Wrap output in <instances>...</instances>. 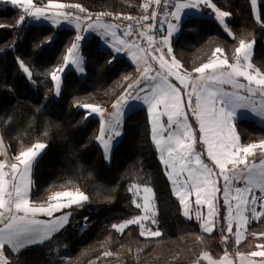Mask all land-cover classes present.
Listing matches in <instances>:
<instances>
[{
	"label": "trees",
	"instance_id": "16d2710c",
	"mask_svg": "<svg viewBox=\"0 0 264 264\" xmlns=\"http://www.w3.org/2000/svg\"><path fill=\"white\" fill-rule=\"evenodd\" d=\"M34 2L44 7L49 0ZM53 2L80 4L91 12L135 17L146 14L141 7L144 0ZM211 2L231 14L228 26L233 35L224 31L209 13L187 18L172 43V54L183 66L181 71L195 74L193 69L213 58L217 47L231 62L239 41L245 39L254 40L252 62L264 72V2L259 5V23L251 0ZM21 15L19 7L0 11V132L13 157L37 142L47 147L33 167L31 201L45 203L57 191L78 189L89 197L82 207L93 212L85 230L76 224L78 213L73 211L69 225L45 243L18 253L7 249L9 264H193L203 252L216 259L226 249L230 254L256 249L263 239L258 236L264 233V217L249 225V236L239 245L234 237L221 231L226 229V214L221 206L217 228L212 233L203 232L199 223L183 217L182 206L173 194L152 140L147 110L128 114L122 138L111 161H107L97 142L100 119L88 116L82 105L112 106L127 84L136 80L138 70L134 63L126 58L112 60L113 52L102 48L97 39L83 43L79 51L85 62V77L81 79L74 70L68 71L60 98L55 99L50 73L63 65L76 31L28 24L27 17L17 26ZM20 61L29 68L31 78L23 72ZM236 128L242 144L264 140V127L254 121L240 120ZM133 184L153 189L157 211L154 229L162 233L160 237L145 238L135 225L123 233L112 227L142 213L132 203L135 197L128 189ZM223 236L228 237L226 242ZM106 251L112 255L105 256Z\"/></svg>",
	"mask_w": 264,
	"mask_h": 264
},
{
	"label": "snow or ice",
	"instance_id": "6c2138e0",
	"mask_svg": "<svg viewBox=\"0 0 264 264\" xmlns=\"http://www.w3.org/2000/svg\"><path fill=\"white\" fill-rule=\"evenodd\" d=\"M10 2L22 9L17 26L23 24L26 17L35 21H50L53 26H59L62 22L75 25L76 36L63 57V65L50 73L57 95L61 88V75L58 73L62 74L68 65L75 66L81 72L84 70L83 57L79 51L80 42L85 38L84 32H98L109 42L115 54L126 52L130 56L140 77L128 83L114 101L112 108L115 111L109 114V118H105V110L100 106L82 105L90 109L89 114L95 113L100 117V135L97 139L103 144L106 156L110 152L112 139L121 134L119 125L129 101L143 100L148 106L152 140L160 153V160L172 184L173 194L182 206L184 217L192 219L194 212L202 231L212 233L219 216V198L222 193L227 214L223 218L226 229L222 228L221 231L232 234L235 243L239 245L250 219L264 216V140L242 144L235 126L241 110L250 111L264 119V72L251 63V50L255 42L241 39L231 62L223 49L215 48L213 58L193 69L199 74L195 77L190 72L181 74L183 66L172 55L171 47V39L179 30L182 14L186 10H200L201 5L211 8L216 20L226 31H229L226 18L230 13L219 10L211 0H144L141 7L145 13H148L151 5H155V8L150 14L142 15L135 21L139 27L129 23L119 31L120 24L101 22L100 17L110 13H98L93 21L91 14L81 17L68 11L78 9L80 13L86 12L80 4L54 3L49 0L46 6L41 7L34 0ZM257 3L258 0H251L253 11H256ZM161 7L165 10L158 24ZM123 19L132 21L134 18L125 16ZM256 21L261 22L259 12L256 13ZM164 24L167 25L166 29L162 27ZM158 27L164 32L159 39L155 35ZM164 47H167L170 60L165 58ZM114 59L115 55L112 57ZM20 67L31 78L32 73L23 61H20ZM171 77L180 86L173 83ZM241 77L247 84L240 82ZM224 85H231L233 90H225ZM257 94L262 97L259 104L251 99ZM189 112L198 124V140L195 129L189 123ZM165 116L167 121L162 123L161 118ZM198 142L206 146L211 166L202 159L204 153L197 151ZM45 147V144L37 142L26 151H20L14 156V162L9 163L10 171H5L6 161H0V264H9L5 256L6 245L18 253L27 246L43 244L69 222L71 213L54 216L55 213L73 206L82 207L89 200L78 189L57 191L45 203L37 204L30 200V173L40 151ZM257 149L261 150L259 165L248 160L249 156L257 155ZM0 155H6L2 137ZM241 182L242 187L238 186ZM256 189L260 192L259 196L255 194ZM128 190L142 199V203L137 202V199H133L132 203L142 209L143 214L113 224L112 227L123 233L130 225H137L141 236L160 237L162 233L158 229L153 230L147 223L157 224L152 189L146 185L133 184ZM141 192L144 194L142 197ZM193 196L195 209L192 207ZM205 205L208 209L206 216L200 210ZM40 216L51 219H40ZM227 240L228 237L223 236V241ZM256 248L264 249V244ZM104 255L110 256L112 253L106 251ZM235 256L239 257V264H264V250H253L246 254L237 251ZM256 257L262 259H253ZM201 260H206L207 264H233L227 249L220 259H214L209 253L203 252L193 264H201Z\"/></svg>",
	"mask_w": 264,
	"mask_h": 264
},
{
	"label": "crops",
	"instance_id": "0c3cea01",
	"mask_svg": "<svg viewBox=\"0 0 264 264\" xmlns=\"http://www.w3.org/2000/svg\"><path fill=\"white\" fill-rule=\"evenodd\" d=\"M206 8V9H205ZM171 10V9H170ZM207 13H209L208 14V16H212L213 17V15H215V13L213 12V10L211 9V8H209V7H206V6H204V5H201V9L200 10H186L185 11V13L184 14H182V18H181V22H180V28H179V30L173 35V37H172V39H171V47H172V43H173V41L178 37V35H179V33H180V30H181V24L185 21V19H187V18H189V17H202V16H200V14L202 15L203 14V16H206L207 15ZM190 14H194L193 16L192 15H190ZM29 20V19H28ZM30 20H33V19H31L30 18ZM45 21L44 20H41V21H35V24H45L44 23ZM33 23V22H32ZM86 23V22H85ZM48 25H51V26H53L52 24H51V22L49 21V23H48ZM53 27H57V28H60V29H66V28H71V29H74L75 31H76V29H75V25L73 24V25H70V24H68L67 22H62L59 26H53ZM166 27H167V25L166 24H164L163 25V28L164 29H166ZM119 31H122L121 29L119 30ZM84 34V39L82 40V43L81 44H83V43H86V42H89L90 40H92V39H97V40H99V42L100 43H103L104 45H105V49H109V50H111L112 52H113V50H112V48L109 46V42H106L105 41V39L103 38V37H101L99 34H98V32H95V31H87V32H84L83 33ZM164 34V32H162L161 31V33H160V35H163ZM81 46V45H80ZM163 51H164V54H165V58L166 59H171V57L168 55V53H167V47H164V49H163ZM113 54L115 55V57H117V58H126V59H128L129 61H131L132 63H133V61L131 60V58H130V56L126 53V52H121V53H119V54H115L114 52H113ZM173 55V54H172ZM83 63H84V70H85V62H84V59H83ZM135 64V63H134ZM136 65V64H135ZM155 67H157L158 68V65H155ZM180 72H181V74H184L182 71H181V69H180ZM198 74L197 73H195V74H193L192 76L193 77H195V76H197ZM140 77V72L138 71V75H137V77H136V79H138ZM171 80H172V82L173 83H176L177 84V86H180L179 85V82L178 81H176L175 80V78L174 77H171L170 78ZM190 90V89H189ZM228 91H232V89H229ZM141 95H144V93H141ZM185 99H186V97H185ZM104 110H105V113L107 112V111H113L114 109L112 108V106H109V107H105V108H103ZM139 109H145V110H147V112H148V106L143 102V100H130L129 101V104H128V106H126V108L124 109V114H123V117L121 118V123H120V125H119V131H120V136H118V137H114L115 139H116V141L114 142V138L112 139V141H111V149H110V154H112L113 153V150H114V148H115V146L118 144V142H119V140H120V138H122V136L121 135H123V133H122V124H124V121H125V119H126V117L128 116V114H130L131 112H133V111H136V110H139ZM149 114V113H148ZM88 116H91V114H89ZM161 121H162V123H166V121H167V117L165 116V117H162L161 118ZM150 123H151V120H150ZM189 123H191L192 124V126H193V128L195 127V129H196V133H197V140H198V138H199V130H198V124H194V123H192V122H189ZM151 127H152V124H151ZM0 137H2V136H0ZM2 139H3V137H2ZM105 139H107V134H106V136H105ZM99 141V140H98ZM99 145H100V147L103 149V144L99 141V143H98ZM199 145H200V147H201V149H202V151H200V152H202V153H204V155L203 156H205L206 157V163H208L210 166H211V161L208 159V157H207V154H206V151H205V149H206V146L205 145H203L202 143H199ZM197 146V145H196ZM46 149H47V147H45L43 150H41L40 151V154H39V156L37 157V159H36V162L42 157V155L45 153V151H46ZM157 149V148H156ZM199 150V149H198ZM3 151L6 153V155H0V161L1 160H3V159H5L6 160V163H8V167H9V163L10 162H14V160H13V156H12V154H11V152H10V150H9V147H8V145H7V143H6V141L3 139ZM26 151V150H25ZM157 152H158V155H159V159H160V153H159V151L157 150ZM161 161V160H160ZM36 162L33 164V167H34V165L36 164ZM162 163V162H161ZM163 165V164H162ZM164 166V165H163ZM22 167V166H21ZM33 167H32V170H31V173H30V179H31V181H32V173H33ZM5 171H10V169L8 168L7 170H5ZM218 171V170H217ZM221 183H222V180L220 181ZM31 197V191H30V193H29V198ZM74 207L75 206H73L72 208L74 209ZM72 208H69L68 210H67V212L66 213H71V215H70V217H69V222L64 226V228H66L67 227V225H69V223H70V221H71V216H72V213H73V211L74 210H72ZM60 215H62V213L61 212H57V213H55L54 214V216H60ZM40 219H45V220H48V219H51L50 217H47V216H40L39 217ZM250 225V224H249ZM63 228V229H64ZM63 229H61V230H63ZM60 230V231H61ZM60 231H58V232H56V233H53V235H52V237L55 235V234H57V233H59ZM51 237V238H52ZM232 237H234V236H232ZM235 238V237H234ZM243 240H245V239H242L241 241H243ZM46 242V241H45ZM44 242V243H45ZM260 243H258V245H259ZM38 245H41V244H38ZM30 246H34V245H30ZM30 246H27L26 248H28V247H30ZM11 250V248L9 247V246H5V252H6V250ZM25 249V248H24ZM22 250V249H21ZM254 250H264V249H254ZM12 251V250H11ZM13 252V251H12ZM241 253V252H240ZM248 253V252H247ZM244 254H246V252L244 253ZM229 255H230V257H232L233 258V264H239V257L238 256H235V254H230L229 253ZM5 256H6V254H5ZM223 257V256H222ZM221 258V257H220ZM220 258H216V259H220ZM253 259H256L257 261H259L260 259H262V258H260V257H256V258H253ZM201 264H207V261L206 260H202L201 261Z\"/></svg>",
	"mask_w": 264,
	"mask_h": 264
},
{
	"label": "rangeland",
	"instance_id": "374dc122",
	"mask_svg": "<svg viewBox=\"0 0 264 264\" xmlns=\"http://www.w3.org/2000/svg\"><path fill=\"white\" fill-rule=\"evenodd\" d=\"M262 2H264V0H258L257 7H256V11H254L255 19H256V13H257V12L260 13L259 5H260V3H262ZM9 6H12V7H19V6H15V5H13V4L10 2V0H0V11H2V10H6L7 7H9ZM169 10H170V9H169ZM219 10H220V9H219ZM221 11H222V10H221ZM190 15L193 16L194 14H190ZM200 16L205 17V16H203V14H202V15L200 14ZM213 17H214V19L216 20L215 15H213ZM27 18H28V17H27ZM230 18H231V14H230L229 17L226 18V24H227L228 30L230 31L231 36H232L233 34H232V32H231V29H230L229 26H228V20H229ZM28 19H29L28 22H27L28 24H35V20H30V18H28ZM185 20H186V19H185ZM32 22H33V23H32ZM216 22L219 23V21H217V20H216ZM44 23H45V24H48L49 21H45ZM219 25L224 29V26H222L220 23H219ZM224 31H226V30L224 29ZM229 31H226V32L229 34ZM160 33H161V32H159L158 39H159V37H160ZM229 35H230V34H229ZM254 45H255V44H254ZM100 46H101L102 48L105 49V45H104L103 43H100ZM253 54H254V46H253V49L251 50V63H252V64H253V62H252ZM217 55H218V56H221V58H223V56H222L221 54L218 53ZM253 65H254V64H253ZM82 67H83V69H84V63L82 64ZM254 67H255V66H254ZM70 70H74V71L77 73L78 77L81 78V79H83V78L85 77V70H83V71L81 72V71H79V70H78L75 66H73V65H68V66H66V67L64 68V71H63L62 74H61V73H58V75H61V88H60V93L57 95V94H56V91H55V87H54L53 97H54L55 99H59V98H60L61 92H62L63 87H64L63 77H64V75H65L68 71H70ZM26 74H27V73H26ZM198 75H199V74H198ZM53 82H54V81H53ZM240 82H241V83H244V84H247V81L244 80L242 77L240 78ZM54 86H55V82H54ZM223 87L225 88V90L232 89V88H231V85H224ZM232 90H233V89H232ZM251 99L254 100V101H256L257 104H259V102L261 101L262 97H261L259 94H257L256 96L251 97ZM12 102H13V101H12ZM101 108H102V107H101ZM85 110L88 112V115H89V113H90V109H86V108H85ZM114 111H115V109H114L113 111H107V112L105 113V118L108 119V118H109V114L112 113V112H114ZM91 116H95V117H97V118L100 119V117H99L97 114H95V113H92ZM240 120L254 121V123H257L258 125L264 127V119H262V118L256 116L254 113H252V112H250V111H247V110H241V111L239 112V114H238V118H237V120L235 121V126H236V122H238V121H240ZM189 122H191V120H189ZM121 129H122V133H123V124H122V128H121ZM194 129H195V127H194ZM236 129H237V128H236ZM195 131H196V129H195ZM237 132H238V131H237ZM196 134H197V133H196ZM238 134H239V133H238ZM0 136H2L1 132H0ZM121 136H122V135H121ZM2 137H3V136H2ZM3 139H4V138H3ZM114 139H115V138H114ZM120 140H121V138H120ZM120 140H119V141H120ZM115 141H116V139L114 140V142H115ZM97 142L99 143L98 140H97ZM197 145H199V142L197 143ZM196 149H197V151H199V150H198V149H199L198 146H196ZM103 150H104V149H103ZM199 152H200V151H199ZM256 152H257V155H255V156H249V157H248V160H249V162H255L257 165H259L260 155H261V150L257 149ZM112 154H113V153H112ZM112 154H110V153L107 154V161H108V162L111 161ZM202 159H204V160L206 161V157H205V156H202ZM1 161H6V160L3 159V160H1ZM5 164H6V163H5ZM163 170H164V173H165V175H166V169H165V166H163ZM166 177H167V175H166ZM167 178H168V177H167ZM168 180H169V179H168ZM170 184H171V182H170ZM222 184H223V181H222V183L220 182L221 187H222ZM32 186H33V182L31 183L30 191H31V189H32ZM238 186H241V187H242V186H243V182H241ZM171 187H172V184H171ZM150 188H151V187H150ZM151 189H152V188H151ZM30 191H29V193H30ZM152 191H153V189H152ZM153 193H154V191H153ZM255 194H256L257 196L260 195V192H259L258 189L255 190ZM143 195H144V194L141 192V197H142ZM134 197H135V196H134ZM175 197H176V196H175ZM135 199H137V202H140V203L143 202L142 199L139 198V197H135ZM176 199H177V197H176ZM177 200H178V199H177ZM191 200L193 201L192 207H193V209H195V205H194L195 196L191 197ZM178 201H179V200H178ZM153 204H154L155 211H156L155 195H154V199H153ZM220 206H221V207L223 208V210L225 211V214H227V213H226V208H225L224 205H223V197H222V193L220 194V198H219V207H220ZM74 208H76V206H75ZM67 210H68V209H64L63 212H61V213L64 214V213L67 212ZM72 210H74V209L72 208ZM200 210H201V212H202L205 216L207 215V211H208V209H207V206H206V205L203 206ZM257 210L259 211L260 209L258 208ZM74 211H77V213H78V219H77V221H76V224H77V225H80L82 230L87 229V227L89 226V217H90V215L92 214L93 210L90 209V208L78 207V208L75 209ZM141 211H142V209H141ZM142 214H143V211H142V213H141L140 215H142ZM156 214H157V211H156ZM225 216H226V215H225ZM183 217H184V215H183ZM262 217H264V216H262ZM262 217H260V218H262ZM86 218H87V219H86ZM184 218H185L187 221H195V222L199 223V225H200V222H198V221L195 219L194 212H193V218H192V219H188V218H186V217H184ZM260 218H258V219H250L249 223L246 225V229H247V231L245 232V235H244V237H242V239H246V238L249 236V232H248L249 224H251L252 222H256V221H258ZM147 223H148V226H149V227H151L153 230H155L154 227L156 226V224H151L150 222H147ZM217 224H218V217H217V219H216V225H215V228H214L213 231H215V229L217 228ZM130 226H133V225H130ZM130 226H129V227H130ZM135 226H137V225H135ZM138 227H139V226H138ZM200 227H201V226H200ZM62 229H63V228H62ZM126 229H127V228H126ZM60 230H61V229H60ZM60 230H59V231H60ZM201 230H202V229H201ZM234 231H235V227H234ZM226 234L229 235V236H233L232 234L227 233V232H226ZM258 237L263 238V239H260L258 243H260V244H264V237H262V235H259ZM145 238L152 239V238H157V237H145ZM242 239H241V240H242ZM258 243H257V245H258Z\"/></svg>",
	"mask_w": 264,
	"mask_h": 264
},
{
	"label": "built area",
	"instance_id": "2783aa9c",
	"mask_svg": "<svg viewBox=\"0 0 264 264\" xmlns=\"http://www.w3.org/2000/svg\"><path fill=\"white\" fill-rule=\"evenodd\" d=\"M67 4V3H66ZM155 8V5H151L149 7V10H148V13L146 14H150V12ZM170 9V8H169ZM165 9H163V7H161V10H160V15L158 16L157 18V23L159 24V22L163 19V12H164ZM68 11H71L75 14H78L80 15L81 17H84V16H87L89 14H91V16L93 17V21L95 19V16L96 14L98 13H105V14H111V15H104L102 17H100L101 19V22L103 23H115V24H120L121 25V30H123L124 26L129 24V23H132L133 24V27H139L135 21L136 20H139V18L141 16H131L133 17L134 19L132 21H128V20H125L123 19V17L125 16H130V15H125V14H120V15H116V14H113L111 12H102V11H97V12H91V11H88L86 10V12L84 13H80L78 9H68ZM117 16H119V18H117ZM163 27V25H162ZM159 32H161V28L158 27L156 32H155V35L157 36V39H158V35H159ZM189 120H191L192 123L194 124H197L196 121H195V118L191 115V113L189 112ZM9 167H8V163L5 164V170H7Z\"/></svg>",
	"mask_w": 264,
	"mask_h": 264
},
{
	"label": "water",
	"instance_id": "95a60500",
	"mask_svg": "<svg viewBox=\"0 0 264 264\" xmlns=\"http://www.w3.org/2000/svg\"><path fill=\"white\" fill-rule=\"evenodd\" d=\"M82 41L80 42V45H81Z\"/></svg>",
	"mask_w": 264,
	"mask_h": 264
}]
</instances>
